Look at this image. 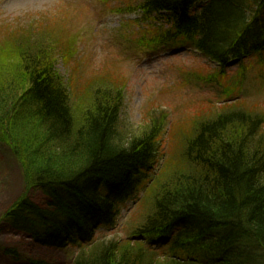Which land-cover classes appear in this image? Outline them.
<instances>
[{
    "label": "trees",
    "instance_id": "trees-1",
    "mask_svg": "<svg viewBox=\"0 0 264 264\" xmlns=\"http://www.w3.org/2000/svg\"><path fill=\"white\" fill-rule=\"evenodd\" d=\"M137 10L153 28L138 41L141 51L193 50L216 65L209 80L264 55V0H141ZM1 27L0 144L19 164L24 190L0 227L42 248L75 247L69 264H264L262 115L240 102L206 111L191 129L179 127L178 148L162 113L122 140L117 68L65 82L55 65H68L72 37L58 20L38 30L26 20ZM161 136L178 153L161 156L155 172ZM141 189L129 235L95 239ZM30 191L45 198L43 207Z\"/></svg>",
    "mask_w": 264,
    "mask_h": 264
},
{
    "label": "rangeland",
    "instance_id": "rangeland-1",
    "mask_svg": "<svg viewBox=\"0 0 264 264\" xmlns=\"http://www.w3.org/2000/svg\"><path fill=\"white\" fill-rule=\"evenodd\" d=\"M140 3L141 0H0V27L26 20L38 30L50 23L52 17L58 20L72 37L68 65L61 60L55 65L56 73L65 82L87 80L97 70L117 68L125 80L117 128L122 140L138 136L150 117L162 113L166 129L176 127L174 140L178 148L184 138L180 128H189L206 111H218L224 105L240 102L264 118V55L246 60L242 68L238 64L229 67L219 83L209 80L216 65L193 50L141 51L138 41L150 37L153 28L150 21L141 18L137 10ZM159 143L155 172L161 156L168 158L172 154L170 159L175 160L178 153V149L171 148V138L165 142L161 136ZM23 190L19 164L9 149L0 144V215ZM142 195L143 189L120 204L113 226L98 230L95 239L127 237L141 214L136 201ZM28 196L33 203L44 206L45 198L39 192L30 191ZM5 250L15 251L16 259L5 255ZM76 251L75 247L42 248L26 236L0 227V264H27L29 259L69 264ZM167 253L159 250L160 256Z\"/></svg>",
    "mask_w": 264,
    "mask_h": 264
}]
</instances>
